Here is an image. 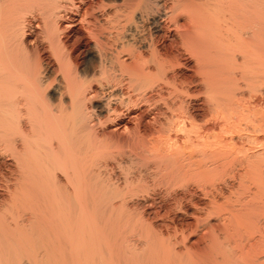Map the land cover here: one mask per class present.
Masks as SVG:
<instances>
[{"label": "bare ground", "instance_id": "6f19581e", "mask_svg": "<svg viewBox=\"0 0 264 264\" xmlns=\"http://www.w3.org/2000/svg\"><path fill=\"white\" fill-rule=\"evenodd\" d=\"M0 264H264V0H0Z\"/></svg>", "mask_w": 264, "mask_h": 264}]
</instances>
